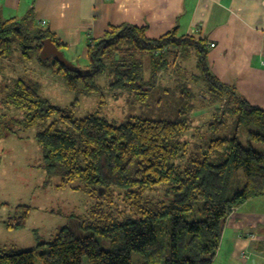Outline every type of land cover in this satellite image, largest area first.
Segmentation results:
<instances>
[{
	"label": "trees",
	"instance_id": "obj_1",
	"mask_svg": "<svg viewBox=\"0 0 264 264\" xmlns=\"http://www.w3.org/2000/svg\"><path fill=\"white\" fill-rule=\"evenodd\" d=\"M146 31V27L131 24L116 27L89 42L88 60L82 68L74 64L76 70L69 72L54 64L69 89L79 88V94L104 97V87L97 82L101 77L107 78L108 90L115 97L129 93L141 104L155 95L161 100L160 94H172L173 119L138 116L120 125L97 113L79 119L75 117L78 99L70 108L58 107L41 96L38 85L24 79L2 88V103L21 110L24 118L9 126L0 122V138L15 134V128L39 127L36 141L43 155L46 184L52 176L61 178L58 188L62 189L79 182L73 189L98 202L86 218L79 219L78 233L66 226L52 241L28 250L0 244V264H36L38 254L41 264H84V259L88 264H213L229 215L252 198L264 196V151L245 146L238 135L245 128L251 141L264 143V110L212 73L203 40L179 35L176 28L152 39ZM46 39L63 51L64 45L49 28L38 24L33 10L21 19L0 16V57H12L16 48L26 56L35 49L40 53ZM177 52L182 62L195 55L198 74L188 82L177 80L174 93L158 79L171 68V60L176 61L172 55ZM178 67L179 74L182 67ZM191 82L201 84L200 97L207 104L225 100L209 132L214 135L220 126L225 128L228 116L235 117L234 132L210 137L203 152L192 153L185 164L178 165L188 154L189 143L183 138L191 130L197 98ZM161 187L165 188L164 199L145 197ZM117 191L124 193L132 215L119 216L100 202L105 199L111 207ZM198 204L202 219H187ZM17 211L4 222L5 227H25L31 207L21 205ZM134 254L140 257L137 263Z\"/></svg>",
	"mask_w": 264,
	"mask_h": 264
},
{
	"label": "crops",
	"instance_id": "obj_2",
	"mask_svg": "<svg viewBox=\"0 0 264 264\" xmlns=\"http://www.w3.org/2000/svg\"><path fill=\"white\" fill-rule=\"evenodd\" d=\"M30 10L64 45L67 60L85 64L89 42L116 27H146L150 39L176 28L179 35L203 40L212 73L264 110V0H0L4 20L21 19ZM172 56L176 61L158 82L165 75L191 81L182 67L187 61L179 52ZM223 229L213 264H264V196L241 204Z\"/></svg>",
	"mask_w": 264,
	"mask_h": 264
},
{
	"label": "rangeland",
	"instance_id": "obj_3",
	"mask_svg": "<svg viewBox=\"0 0 264 264\" xmlns=\"http://www.w3.org/2000/svg\"><path fill=\"white\" fill-rule=\"evenodd\" d=\"M64 51V50H63ZM26 56L23 52L16 48L12 57H0V122L4 126H9L12 121L24 118V113L15 107H7L2 103V88L11 85L14 80L24 79L31 84L40 87L41 96L50 100L54 105L63 108H70L72 103L78 99V108L75 111L76 118H85L89 114H98L108 118L117 125L132 120L134 117L145 116L152 120L175 118L174 99L172 94H160L148 99L146 104L138 103L134 100L133 95L124 93L119 98L115 97V93L108 90L107 78H99V82L104 87V97L102 94H79L81 90H70L64 82V78L54 64L53 58L46 61L41 60L38 50L30 51ZM76 66L82 68L85 63L80 61H71ZM197 61L195 57L188 59L182 67L185 69V76L197 75ZM148 58L145 57V76L150 77V68ZM183 69V71H184ZM149 76V77H148ZM175 77H178L175 75ZM159 84L162 87L173 88L176 93V79L173 77H161ZM192 90L196 93L197 98L194 102V109L191 112V130L187 132L183 140L189 143L188 154L178 160V165H183L192 153H201L206 148L210 137L214 135H224L228 132H234L235 117H226L225 128L220 129L212 134L209 132L211 123L214 124L215 115L220 117L225 100L215 102L213 105L207 104L204 97H200L203 91L201 84L190 83ZM171 91V90H170ZM180 92H177L176 97ZM3 126V127H4ZM6 128V127H5ZM39 127L20 130L15 128V134H8L0 138V239L7 246H14L16 249H32L43 242H50L55 238V234L62 228L69 226L77 233L80 231V218H86L89 210L98 202L89 197L84 191L73 189V186L80 185L79 182L70 184L64 189L58 188L61 178L52 176L49 183L46 184V171L43 167V155L40 145L36 141L39 133ZM248 130L241 128L239 130V138L245 146L249 144L258 151H264V143H256L250 140ZM165 188H158L146 194V198L153 200L164 199ZM124 193L115 192L111 207H108L107 201L101 199L106 210H114L119 216L132 215L133 209L125 200ZM26 205L31 207L30 218L26 221L25 227L19 230H11L5 227L4 222L9 217H15L18 206ZM110 205V204H109ZM200 204L195 206L194 213L189 215L187 219H202L199 210ZM40 249L39 253H43ZM39 255V254H38ZM36 256V264H41L39 256ZM135 263L140 260L137 254H134ZM84 264L87 259L83 260Z\"/></svg>",
	"mask_w": 264,
	"mask_h": 264
},
{
	"label": "water",
	"instance_id": "obj_4",
	"mask_svg": "<svg viewBox=\"0 0 264 264\" xmlns=\"http://www.w3.org/2000/svg\"><path fill=\"white\" fill-rule=\"evenodd\" d=\"M41 50H42L40 54L41 60L46 61L49 58H53L55 62L62 65L69 72L76 70L74 64L69 60H67L64 52L58 49L51 39H46L45 41L42 42Z\"/></svg>",
	"mask_w": 264,
	"mask_h": 264
},
{
	"label": "built area",
	"instance_id": "obj_5",
	"mask_svg": "<svg viewBox=\"0 0 264 264\" xmlns=\"http://www.w3.org/2000/svg\"><path fill=\"white\" fill-rule=\"evenodd\" d=\"M42 26H45V22H43ZM212 46H215L214 44H212Z\"/></svg>",
	"mask_w": 264,
	"mask_h": 264
}]
</instances>
